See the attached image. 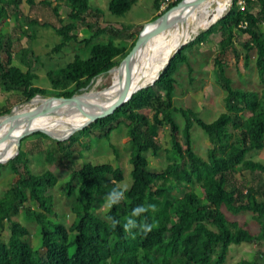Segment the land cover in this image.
<instances>
[{
  "label": "trees",
  "instance_id": "1",
  "mask_svg": "<svg viewBox=\"0 0 264 264\" xmlns=\"http://www.w3.org/2000/svg\"><path fill=\"white\" fill-rule=\"evenodd\" d=\"M19 1L0 0V19L6 16L8 6L17 8ZM51 1L40 0L47 5ZM53 1L52 12L57 14L61 6L67 22L56 25L43 20L41 24L50 26L60 35L61 41L52 48L56 51L69 40H76L77 34L71 30L77 22L85 21L90 9L96 14L99 8L92 7L89 0ZM159 1L152 0V6L158 8ZM165 1L160 13L178 0ZM257 1L260 8L253 12L250 10L252 0H244L242 7L231 0L222 15L174 53L151 84L139 88L113 112L96 118L66 139L52 138L55 152L45 149L44 158L67 167L62 178L63 191L67 196L76 193L70 205L74 215L68 227L58 216H45L24 205L29 199L51 209L53 195L48 188L59 178L49 169L39 173L30 171L24 147L29 135L20 138L18 151L10 159L11 184L0 195V226L3 220L9 224L6 240L0 237V264H225L230 244L257 243L264 239V161L249 156L252 150L264 149V92L233 86L224 67L233 30L245 32L248 37L242 43L243 64H247L249 52L254 51L257 78L264 87V30L258 29L264 18V0ZM25 2L31 5L34 0ZM134 2L107 0V9L115 16H123ZM30 21L38 22L36 18ZM86 26L92 28L93 25L86 23ZM108 27L95 28L90 36L81 39L87 45L85 54H74L63 66L46 71L51 92L35 84L36 74L30 68L22 72L4 64L0 65V85L6 89L19 86L16 98L22 100L34 95L70 96L85 91L90 81L100 73L110 72L129 53L123 41L108 38L91 42L92 37L107 32ZM141 27L139 23L137 29ZM214 34H218L219 39L212 64L225 91L224 111L205 121L191 108L173 104L174 73L179 63L187 62L188 47L206 42ZM6 36L0 32V54L8 61L11 54L9 41L4 40L8 39ZM133 43L134 40L131 45ZM147 107L158 110L160 119L169 128L167 162L160 168L150 166L144 155L146 150L155 155L161 148L157 141L159 124L150 119L144 110ZM9 108L0 106V113ZM172 111L182 115L181 129ZM193 123L200 126L208 138L205 156L192 148L190 127ZM90 126L98 127L94 133L96 138H108L112 130L124 129L132 145L129 152L131 181L127 186L120 184L124 174L119 166L110 162H78L73 156L79 152L77 141L88 134ZM30 135L47 136L39 130ZM11 153L13 151L2 159ZM243 171H247V178ZM173 189L182 191L181 195L174 194ZM97 196L108 198L104 216L93 211ZM21 206L39 225L40 247L36 250L27 240L26 226L14 218ZM243 211L250 212L258 226L256 230H250L246 220L228 215ZM70 231L74 236L69 240ZM69 246H72L71 252ZM239 264L258 263L242 259ZM260 264H264V259Z\"/></svg>",
  "mask_w": 264,
  "mask_h": 264
},
{
  "label": "rangeland",
  "instance_id": "2",
  "mask_svg": "<svg viewBox=\"0 0 264 264\" xmlns=\"http://www.w3.org/2000/svg\"><path fill=\"white\" fill-rule=\"evenodd\" d=\"M230 2L231 0L228 5ZM53 3V0L50 5L40 2V0H34V3L29 5L25 0H20L17 8L8 6L6 8V16L0 19V32L7 35L6 38L8 39L4 38V40L9 41L8 49L13 57V62L20 65L22 69H32L36 74L35 84L46 88L48 92H51L53 89L47 80L46 71L63 66L74 54H85L87 45L81 39L90 36L93 29L102 26H109L108 28H110L107 32L99 33L92 37L91 42L105 41L111 38L116 42H125L127 48L130 50L132 40L135 42L139 35L138 24L141 23L143 25L145 22L150 21L154 15L161 14L160 12L166 5L165 0H160V6L154 8L152 0H135L125 15L115 16L108 11L107 0H89L92 7L99 8V12L95 14L93 13V9H90L85 14V21L77 22L75 28L71 30V32L77 34V39L69 40L55 51L52 48L56 43L61 41V37L50 26L41 24V21L49 20L56 25H60L66 23L67 18L64 17L65 10L61 6L58 7L57 14L52 12L51 5ZM259 8L260 4L258 1H252L250 10L256 12ZM32 18H36L38 22H31L30 19ZM86 23L92 24V28H87ZM207 26L208 24L196 29L186 39V42L192 39L199 30ZM258 29L264 30L263 21L259 22ZM233 32L232 42L226 50L225 73L230 77L233 86L257 88L261 94L264 92V87L261 86L257 78L254 65V51L249 52L247 64H243L245 49L242 43L247 39L248 34L237 29H234ZM218 39L219 35L214 34L210 40L188 47L186 49L187 62L179 63L174 73L176 80L172 93L173 104L191 108L205 121L214 119L220 112L224 111L223 94L225 91L214 73L212 64V59L218 50ZM24 47H29L30 50H22ZM0 58L5 61L6 57L0 54ZM109 82L110 72L107 70L96 76L83 90L93 87L95 91H100ZM19 93V90L5 89V87L0 85V106L8 108L18 102L15 106L25 103L24 100L16 98ZM144 110L151 120L159 124L157 141L161 146L157 154L153 155L149 150H146L144 155L150 166L160 168L167 162L166 149L169 146V128L160 119L158 110L152 107H147ZM171 114L181 129L183 126L182 115L176 111H172ZM97 129V126H90L88 134L82 135L79 138V141H77V150L79 152L73 156L78 162L83 160L110 162L114 166H119L124 174V178L120 184L122 187L127 186L131 181L129 174L131 168L129 152L132 148V145L128 143V136L125 135L124 129L121 128L112 130L108 138H96L94 133ZM31 133L26 134L29 136L24 142V147L27 149L30 171L39 173L45 169H49L57 175L59 180L48 188V192L53 195L51 209L41 207L29 199L25 201L24 205L31 209L39 210L45 216H58L65 226L68 227L74 215L70 209L71 201L76 197V193L67 196L63 191L62 178L65 177L68 169L66 166L58 165L44 158L45 149L55 152L56 146L52 138L56 140L63 139L56 138L48 133H46L47 136L30 135ZM181 138L183 140V137ZM190 139L194 151L205 156L208 138L203 129L195 123L190 127ZM250 155L261 158L264 161V149L252 150L249 153ZM12 157L5 162H0V195L10 186L12 181L13 170L10 167V159ZM243 175L245 178L249 176L247 171H243ZM236 176L239 177L240 174L236 173ZM173 193L181 195L182 191L173 189ZM108 203V198L97 196L93 203V211L100 216H104ZM228 215L239 220H246L250 230L258 228L257 224L250 217L249 211H243L234 215L229 213ZM14 218L28 229L29 235L27 240L32 249H38L40 247L39 225L33 216L26 213L24 206H21L14 215ZM8 225V222L3 220L0 226V237L2 240H6L8 237ZM73 236L74 232L70 231L68 239H72ZM68 249L71 252L72 246H69ZM242 259L258 264L262 263L264 259V239L261 238L257 243L241 242L230 244L226 253L225 264H239Z\"/></svg>",
  "mask_w": 264,
  "mask_h": 264
},
{
  "label": "bare ground",
  "instance_id": "3",
  "mask_svg": "<svg viewBox=\"0 0 264 264\" xmlns=\"http://www.w3.org/2000/svg\"><path fill=\"white\" fill-rule=\"evenodd\" d=\"M229 0H183L167 10L164 16L147 24L145 31L126 58L110 71V82L102 90L93 87L74 94L70 100L33 101L14 106L12 111L0 116V162H5L15 152V135L25 124H41L42 129L56 138H64L71 128L99 111L97 102L110 104L122 85L148 59L155 64L146 68L134 81L132 89L152 81L160 71L167 54L179 39L185 40L199 27L209 24L222 13ZM7 158L2 157L12 152Z\"/></svg>",
  "mask_w": 264,
  "mask_h": 264
},
{
  "label": "water",
  "instance_id": "4",
  "mask_svg": "<svg viewBox=\"0 0 264 264\" xmlns=\"http://www.w3.org/2000/svg\"><path fill=\"white\" fill-rule=\"evenodd\" d=\"M230 1V0H229ZM183 3V0H178L173 6L175 5H180ZM229 7V5L227 6ZM169 9V8H168ZM164 10L163 13L159 14L158 16L154 17L153 19H151L150 21L145 22L141 29L139 30V35L137 37V39L135 40V42L133 43L132 47L130 50H132L134 48V46L136 45L138 39L140 38V36L143 34V32L146 29V26L149 22H153L155 20H157L159 17L164 16L165 13L167 12V10ZM220 16L217 15L215 16V18L210 22L212 23L213 21H215L218 17ZM209 25V24H208ZM186 43V40L184 38V36L182 35V33L179 36V39L177 40V42L174 44V46L172 47V49L169 51V53L167 54L164 62L161 65L160 71L167 65V63L169 62V59L174 55V53L184 44ZM129 50V51H130ZM155 62L151 61V60H147L146 62H144V64L133 74L132 77H130L123 85L122 87H120L116 98L114 99V101H112L110 104H105V103H101V102H97V104L100 105V109L99 111L93 113L92 115H90L89 117H87L85 120H83L82 122L76 124L73 128L70 129L69 134L66 136L68 137L70 134H72L75 130L81 129L82 127L88 125L89 123H91L92 121H94L96 118L101 117V116H105L110 114L111 112H113L114 109H116L119 105H121L124 101H126L133 92H135L136 90H138L141 87L146 86L147 84H151L154 79L150 82H148L145 85H142L140 87H137L136 89H132L133 83L136 80V78L148 67L154 65ZM75 93H72L70 96H63V95H56V94H50V95H46V96H39L38 98L42 101V104L48 102L49 100H70L73 98ZM35 98H37V95H34L26 100H24L25 102H29V101H33L35 100ZM19 103V102H18ZM16 103V104H18ZM12 105L7 111H4L2 113H0V116L3 115H7L9 114L13 107L16 105ZM42 131L44 133H47L45 130L42 129V125L41 124H36V125H32V124H25L24 126H22L19 131L17 132V134L15 135V152L14 155L17 153L18 148H19V141L20 138L28 133L34 132V131ZM49 134V133H48ZM50 135V134H49ZM52 136V135H51ZM65 138V137H64ZM64 138H59V139H64Z\"/></svg>",
  "mask_w": 264,
  "mask_h": 264
},
{
  "label": "flooded vegetation",
  "instance_id": "5",
  "mask_svg": "<svg viewBox=\"0 0 264 264\" xmlns=\"http://www.w3.org/2000/svg\"><path fill=\"white\" fill-rule=\"evenodd\" d=\"M4 62V63H3ZM3 64H4V67H12V68H19L22 72H25V70H26V68L25 69H22L21 67H20V65H18V64H16V63H14L13 62V57L11 56L10 57V60H6V58H5V61H3V60H1V62H0V65H1V67H3ZM32 70V69H31ZM21 85L23 84V82H21L20 83ZM18 87L19 86H17V85H15V86H12V87H10L9 89H16V90H18ZM6 89V88H5Z\"/></svg>",
  "mask_w": 264,
  "mask_h": 264
},
{
  "label": "built area",
  "instance_id": "6",
  "mask_svg": "<svg viewBox=\"0 0 264 264\" xmlns=\"http://www.w3.org/2000/svg\"><path fill=\"white\" fill-rule=\"evenodd\" d=\"M252 1H257V0H252ZM236 2L242 7L244 5V0H236ZM264 22V18L261 19V22Z\"/></svg>",
  "mask_w": 264,
  "mask_h": 264
},
{
  "label": "clouds",
  "instance_id": "7",
  "mask_svg": "<svg viewBox=\"0 0 264 264\" xmlns=\"http://www.w3.org/2000/svg\"><path fill=\"white\" fill-rule=\"evenodd\" d=\"M143 209H137V211H142Z\"/></svg>",
  "mask_w": 264,
  "mask_h": 264
}]
</instances>
